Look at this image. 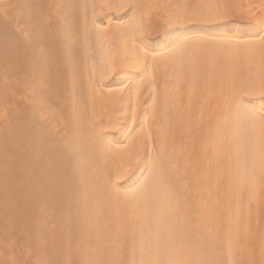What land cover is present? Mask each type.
I'll return each instance as SVG.
<instances>
[{
  "label": "bare ground",
  "instance_id": "bare-ground-1",
  "mask_svg": "<svg viewBox=\"0 0 264 264\" xmlns=\"http://www.w3.org/2000/svg\"><path fill=\"white\" fill-rule=\"evenodd\" d=\"M262 118L264 0H0V264H264Z\"/></svg>",
  "mask_w": 264,
  "mask_h": 264
},
{
  "label": "snow or ice",
  "instance_id": "snow-or-ice-1",
  "mask_svg": "<svg viewBox=\"0 0 264 264\" xmlns=\"http://www.w3.org/2000/svg\"><path fill=\"white\" fill-rule=\"evenodd\" d=\"M193 22H203V21H193ZM247 109L245 106V102L243 101H236V113L239 115L241 113H246ZM264 119V118H262ZM234 139H238L242 141L249 153H255L258 147L261 148L262 151H264V142H261V144H257L255 135H254V126L251 121H247L245 123H237V127L235 131L232 133ZM262 163H264V160H262ZM148 176L144 177L145 181H147L152 175H153V169H148ZM163 172V169H161V173ZM137 204L134 200L132 199V202L129 206L130 210V215L132 217V224L133 227H143V225H138L137 221L139 219L138 211H137ZM136 246L135 243L133 244V254H135ZM131 264H162L161 261L158 260H133ZM167 264H187V261H182V260H173L167 262Z\"/></svg>",
  "mask_w": 264,
  "mask_h": 264
},
{
  "label": "rangeland",
  "instance_id": "rangeland-1",
  "mask_svg": "<svg viewBox=\"0 0 264 264\" xmlns=\"http://www.w3.org/2000/svg\"><path fill=\"white\" fill-rule=\"evenodd\" d=\"M235 16V17H234ZM233 14L230 16H226L223 20L224 24L226 25H238V26H244L245 24H247V21L244 17L242 16H239L237 17V15H234ZM236 18V19H234Z\"/></svg>",
  "mask_w": 264,
  "mask_h": 264
}]
</instances>
